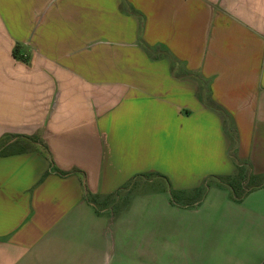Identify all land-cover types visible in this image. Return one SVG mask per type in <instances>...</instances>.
Returning a JSON list of instances; mask_svg holds the SVG:
<instances>
[{
  "label": "crops",
  "instance_id": "1",
  "mask_svg": "<svg viewBox=\"0 0 264 264\" xmlns=\"http://www.w3.org/2000/svg\"><path fill=\"white\" fill-rule=\"evenodd\" d=\"M27 136L51 162L0 157V264H157L125 217L166 190L128 188L186 195L233 147L264 176V0H0V147ZM227 199L219 259L177 264H264V188Z\"/></svg>",
  "mask_w": 264,
  "mask_h": 264
},
{
  "label": "rangeland",
  "instance_id": "2",
  "mask_svg": "<svg viewBox=\"0 0 264 264\" xmlns=\"http://www.w3.org/2000/svg\"><path fill=\"white\" fill-rule=\"evenodd\" d=\"M232 150L235 148L233 147ZM170 186L164 179L156 178L152 183L139 184L133 189L128 188L132 190L133 195L152 194L161 190L166 192L164 194L159 192L161 197L154 202L137 203V208L142 209L141 215H126V235L123 237L127 249L126 259H133V253L136 256L141 255V250L144 251L146 247L153 251V259L158 262L157 264L219 259L220 252L216 245L222 244L223 236L217 222L220 221L219 215L228 201V193L213 184L209 185L210 189L206 194V190L204 192L200 190V192L190 191L186 195L185 189L171 190ZM114 194L112 199L115 200L120 194ZM162 197L168 199L169 204L174 205V208H179V212L165 213ZM120 198L119 206L122 207L126 205V199L122 195ZM173 201L179 202L176 203L177 206ZM247 201L252 202L246 200L245 203Z\"/></svg>",
  "mask_w": 264,
  "mask_h": 264
},
{
  "label": "trees",
  "instance_id": "3",
  "mask_svg": "<svg viewBox=\"0 0 264 264\" xmlns=\"http://www.w3.org/2000/svg\"><path fill=\"white\" fill-rule=\"evenodd\" d=\"M234 143V140H232ZM234 145V144H233ZM27 150H35L50 159L47 147L40 141L37 136L21 137L16 142L0 147V157L9 154H18ZM234 150L231 148V158L236 166V174L233 176H210L204 182V187L198 188L196 191L207 190L209 185L215 184L217 187L225 190L233 202L239 203L242 199L252 191L264 188V176H255L250 171L246 163H237L234 159ZM51 162V159H50ZM77 174H80L77 171ZM203 188V189H202ZM88 201H93L88 193L85 194Z\"/></svg>",
  "mask_w": 264,
  "mask_h": 264
}]
</instances>
